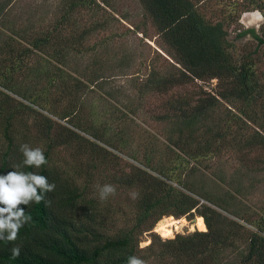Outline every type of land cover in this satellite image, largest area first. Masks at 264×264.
<instances>
[{
	"label": "trees",
	"instance_id": "obj_1",
	"mask_svg": "<svg viewBox=\"0 0 264 264\" xmlns=\"http://www.w3.org/2000/svg\"><path fill=\"white\" fill-rule=\"evenodd\" d=\"M94 1L64 0L53 28L31 39L0 24V175L31 172L55 184L40 203L19 205L31 219L15 241L0 240V264H129L132 257L143 264H264V206L244 212L234 200L239 190L217 196L190 178L200 162L222 154L264 170V154L255 157L264 150V68L257 56L264 23L258 32L236 34H249L255 48L237 47L224 26L240 10L264 14V0L233 2L237 11L215 21L201 0H139L166 65L154 67L143 88L167 96L155 116L167 125L165 148L151 146L142 166L120 156L138 160L124 128H114L113 141L86 116L85 75L65 69L67 54L82 52L85 31L64 37L63 23ZM9 2L0 3V17ZM189 84L196 88L183 91ZM224 102L230 107L219 113ZM22 144L42 148L47 163L24 166ZM104 185L115 191L101 200ZM169 215L199 216L203 229L162 238L152 229ZM144 232L150 241L139 247Z\"/></svg>",
	"mask_w": 264,
	"mask_h": 264
},
{
	"label": "rangeland",
	"instance_id": "obj_2",
	"mask_svg": "<svg viewBox=\"0 0 264 264\" xmlns=\"http://www.w3.org/2000/svg\"><path fill=\"white\" fill-rule=\"evenodd\" d=\"M5 1L0 0V3ZM240 1L201 0L207 2L205 12L213 21L224 20L222 16L236 12L237 6L233 2L239 4ZM63 9L64 0H10L2 11L0 24H8L24 38L31 39L53 28ZM263 23L264 14L259 9L240 10L236 18L224 20L229 38H236L235 44L239 48L247 43L255 48L256 42L249 34L241 37L236 34L246 28H254L258 32ZM63 24L61 33L64 37L85 31L81 39L82 52L70 51L66 56L65 69L72 74L80 72L85 75L83 78L89 86L82 96L89 114L86 116L91 117L96 126L105 129L113 141L114 128H124L129 135L128 149L137 153L138 160L124 154L120 156L124 162L142 166L143 156L151 146L157 152H162L166 143L163 132L167 125L156 120L155 116L167 96L146 92L143 88L154 67L163 70L166 66L161 57L165 54L158 47L154 24L139 0H95L70 14ZM257 56L261 60V68H264V45L257 48ZM33 59L38 60L36 56ZM89 78L96 81L89 82ZM215 83L216 79H212L205 87L210 88ZM195 88L194 84H189L182 90ZM225 107L230 105L222 103L219 113H223ZM131 109L134 111L128 112ZM262 154L264 150L256 153L255 157ZM190 178L217 196L224 197L230 189L239 190L234 200L243 207L244 212L249 209L258 212L264 206V170L250 171L242 167L232 154L203 160ZM166 217L176 218L172 215ZM180 218L184 220L182 226L173 229L170 235L157 232L155 228L160 220L152 231L162 238H170L176 233L203 229V225L194 226V217L190 220L184 216ZM111 230L114 231V226ZM149 241V232H144L140 236L139 247L147 245Z\"/></svg>",
	"mask_w": 264,
	"mask_h": 264
},
{
	"label": "clouds",
	"instance_id": "obj_3",
	"mask_svg": "<svg viewBox=\"0 0 264 264\" xmlns=\"http://www.w3.org/2000/svg\"><path fill=\"white\" fill-rule=\"evenodd\" d=\"M20 150L24 156V166L39 168L47 163L40 147L32 148L28 144H22ZM54 188L55 184H49L45 176L36 173L10 171L6 175H0V205H3L0 207V240L15 241L20 228L31 219L19 205H27L29 202L38 204L44 200L41 193L53 191ZM114 191L112 185L102 186L99 189L100 199H106ZM19 253V246L12 249L14 257ZM129 264H143V261L132 257Z\"/></svg>",
	"mask_w": 264,
	"mask_h": 264
},
{
	"label": "bare ground",
	"instance_id": "obj_4",
	"mask_svg": "<svg viewBox=\"0 0 264 264\" xmlns=\"http://www.w3.org/2000/svg\"><path fill=\"white\" fill-rule=\"evenodd\" d=\"M184 220L182 218H168L164 216L160 219V221L156 225L157 232L161 233L162 235H170L173 229L177 230L179 226H182ZM202 221L199 216L196 217L194 226H202ZM156 232V231H155Z\"/></svg>",
	"mask_w": 264,
	"mask_h": 264
},
{
	"label": "water",
	"instance_id": "obj_5",
	"mask_svg": "<svg viewBox=\"0 0 264 264\" xmlns=\"http://www.w3.org/2000/svg\"><path fill=\"white\" fill-rule=\"evenodd\" d=\"M202 217V216H201ZM195 219H196V217H194L193 219H192V221H193V224H194V222H195ZM206 230V229H205Z\"/></svg>",
	"mask_w": 264,
	"mask_h": 264
}]
</instances>
